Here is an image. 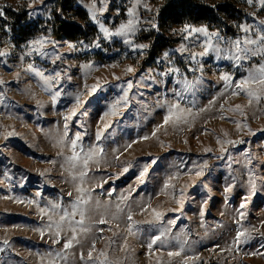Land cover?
I'll return each instance as SVG.
<instances>
[{
    "label": "rangeland",
    "instance_id": "374dc122",
    "mask_svg": "<svg viewBox=\"0 0 264 264\" xmlns=\"http://www.w3.org/2000/svg\"><path fill=\"white\" fill-rule=\"evenodd\" d=\"M55 1L0 0L36 23L14 45L0 22V264H264V86L236 87L264 64V0H232L227 36L161 26L151 60L163 0H76L75 41Z\"/></svg>",
    "mask_w": 264,
    "mask_h": 264
},
{
    "label": "trees",
    "instance_id": "16d2710c",
    "mask_svg": "<svg viewBox=\"0 0 264 264\" xmlns=\"http://www.w3.org/2000/svg\"><path fill=\"white\" fill-rule=\"evenodd\" d=\"M75 4L76 0L55 1V10L53 9V18L50 22L52 38L75 41L86 38L88 32L94 31V27L90 25L87 27L92 30L88 31L85 26L66 18L68 6H73L81 19L86 21L87 14ZM243 18L244 14L232 0H223L214 5H207L201 0H163L155 13L156 27L151 32L152 40L148 48L147 60L157 57L160 51L170 44L159 32V28L163 25L206 24L213 26L221 35L227 36L232 32L229 23L238 24ZM0 22L7 26L4 32L14 45L26 42L36 32V23L30 21L25 13L6 10V14L0 17Z\"/></svg>",
    "mask_w": 264,
    "mask_h": 264
},
{
    "label": "snow or ice",
    "instance_id": "6c2138e0",
    "mask_svg": "<svg viewBox=\"0 0 264 264\" xmlns=\"http://www.w3.org/2000/svg\"><path fill=\"white\" fill-rule=\"evenodd\" d=\"M249 2L251 3V0H249ZM0 15H3V12H2V11H0ZM129 15H134V13H133L132 11H130V12H129ZM126 27H127V29H128L129 31L133 30V27H134L133 22H132V21H129ZM103 30H104L105 32L107 31L106 29H103ZM192 31H194V32H200V33H205V34H206V31H205V29H203V28H200V29H192ZM244 31H247V29H244ZM260 40H261V41H264V36H261V37H260ZM37 43H40V42L37 41ZM246 43L251 45V44H255L256 41H255V40H248ZM140 47H144V46L141 45ZM235 47L237 48V53H236V55H235V58H236L237 60H240V59H242V58H244V57L247 56L248 49H247V48H241V47H240V41H239V40H237V41L235 42ZM261 52H262V54H264V49H262ZM0 55H4V54H3V53H0ZM129 71H131V69H129ZM225 79H227V77H225ZM247 84H259V85H261V86H264V64L258 65L257 68L251 70V71L249 72L248 77L245 79L243 85H241V84H237L236 87H237V88H241V89L243 90V87H244L245 85H247ZM233 94H236V93H233ZM237 110H239V106H237ZM66 119H68V118L66 117ZM167 122H168V119H167V117H166V118H165V123H167ZM79 139H80V136L77 135L76 140H79ZM97 139H99V134H97ZM76 140H73V141H72V144H73V147H74V148H75V146H76ZM84 163H85V165H86V164H87V161H85ZM83 174H86V173H83ZM83 174H82V175H83ZM166 187H167V185H166ZM69 195H71V193H69ZM78 203H79V201H78ZM56 207H58V205H55V204H54V205H53V208H56ZM72 207H73V210H74L72 214L75 215V214H76V213H75V209L77 208V205L74 204ZM241 207L243 208L244 205L242 204ZM79 214H80V216L82 217V219H81L80 221H78L77 223L82 225V224H83V216H84V212L81 210V211L79 212ZM68 215H69V213H68L67 211H65V212L60 216V222H55V221L53 222V223L55 224V226H56L57 228H60L62 222L68 217ZM128 219L131 220V219H132V216L129 215V216H128ZM100 223H104V220L101 219V220H100ZM70 227H71V226H70ZM71 230H72L73 232H75V228H72ZM56 235H57V237H59V232H57ZM158 239H160L159 236L155 237V238L152 240V243H150V244L148 245V247L151 249L152 244H154V243L156 242V240H158ZM73 241H76V236H75V234L72 235L71 239L67 240V241L64 243V248H65V249H67V248H71V247L73 246ZM53 242H54V243H58V242H59V239H56V240H54ZM76 242H78V241H76ZM93 248H94V244H93ZM168 255H169V256L179 255V253H178V252H177V253L169 252ZM88 257H89V259L92 258V252H91V251H89V253H88ZM81 259H83V255H81Z\"/></svg>",
    "mask_w": 264,
    "mask_h": 264
}]
</instances>
